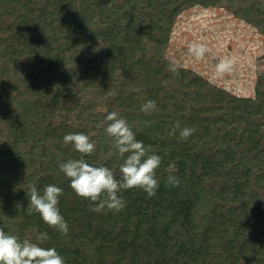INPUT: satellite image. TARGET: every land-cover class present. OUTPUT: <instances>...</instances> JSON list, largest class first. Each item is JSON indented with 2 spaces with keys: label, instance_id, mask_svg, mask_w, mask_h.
Segmentation results:
<instances>
[{
  "label": "trees",
  "instance_id": "obj_1",
  "mask_svg": "<svg viewBox=\"0 0 264 264\" xmlns=\"http://www.w3.org/2000/svg\"><path fill=\"white\" fill-rule=\"evenodd\" d=\"M97 1L0 0V228L33 242L46 232L41 246L54 247L65 264H264V90L236 97L192 70L179 67L174 75L165 56L175 19L195 6L226 3L264 37V0H124L112 6L114 17L94 32L106 46L107 73L93 61L79 67L78 83L93 87L107 108L97 111L96 100L82 103L80 115L95 123L88 131L57 122L56 113L70 94L63 67L78 54L76 40ZM67 4V14H46L50 7L61 13ZM148 100L158 110L145 115L140 108ZM113 111L161 156L159 187L150 198L125 190L122 211L95 213L59 170L80 157L63 137L88 135L96 151L84 159L119 177L122 160L104 134ZM177 121L195 129L185 141L178 131L169 135ZM170 174L179 178L178 187L167 185ZM32 184L40 191L49 184L63 189L58 207L67 235L28 215Z\"/></svg>",
  "mask_w": 264,
  "mask_h": 264
},
{
  "label": "clouds",
  "instance_id": "obj_2",
  "mask_svg": "<svg viewBox=\"0 0 264 264\" xmlns=\"http://www.w3.org/2000/svg\"><path fill=\"white\" fill-rule=\"evenodd\" d=\"M210 51L207 43L202 41H193L188 45V53L196 61L204 60ZM235 66V57L224 56L215 64L212 76L214 79H221L233 73ZM168 71L178 76V63L171 61ZM157 110L156 102L153 100H148L140 108L145 115ZM105 120L108 123L104 128V134L111 142L113 155L122 160L119 164V177L111 168L103 165L94 166L84 159L85 156L95 153L96 145L83 133L66 134L63 137V144L71 145L73 151L79 153L80 157L60 163L59 170L69 180V186L75 196L94 205L90 207L92 212L101 213L108 210L118 213L126 207V201L120 195L125 190H142L148 198L156 194L159 187L156 170L160 167L162 158L136 139V133L118 112H109ZM177 131L179 139L185 141L193 135L195 129L181 127L177 121L169 135H176ZM166 183L178 187L180 180L170 174ZM63 195V189L55 184L44 186L42 191L38 190L35 184L29 185L26 195L28 215L38 214L48 227L67 235L68 225L58 207L60 197ZM16 207L21 209L19 203ZM35 240L36 242L29 239L21 240L17 235L8 234L0 228V264H65L64 258L54 247L41 246L48 240L46 232L37 235Z\"/></svg>",
  "mask_w": 264,
  "mask_h": 264
},
{
  "label": "rangeland",
  "instance_id": "obj_3",
  "mask_svg": "<svg viewBox=\"0 0 264 264\" xmlns=\"http://www.w3.org/2000/svg\"><path fill=\"white\" fill-rule=\"evenodd\" d=\"M122 1L124 0H98L88 12L93 13V16L89 27L81 31V37L76 40L78 54L63 67L67 79L65 84L71 87L70 94L68 91L62 96L60 111L56 113L57 122H65L75 129L86 128L89 131L94 128L95 123L89 114L80 115L79 108L82 103L96 100L99 104L97 111L107 110L105 105H102V99L94 95L93 87L78 83L82 76L79 75V67L93 61L96 67L102 68L103 76L107 73L108 67L104 61L106 46L102 38L94 37V32L108 25L109 18L114 17L112 6ZM69 4L62 5L64 10L60 8L61 13L57 8L50 7L46 9V14H60V17L67 12ZM139 5L143 6L141 3ZM226 5L225 3L217 8L195 6L183 10L175 19L165 56L170 61H176L179 67L192 70L212 86L224 89L239 98H254L256 89L264 90V37L254 27L236 18L225 8ZM237 8L239 7L236 6L235 9ZM137 9L141 10L140 7ZM137 15L140 16V13ZM193 41L205 42L211 49L204 60L196 61L189 55L188 45ZM224 56L236 58L235 70L221 79H214V66Z\"/></svg>",
  "mask_w": 264,
  "mask_h": 264
}]
</instances>
